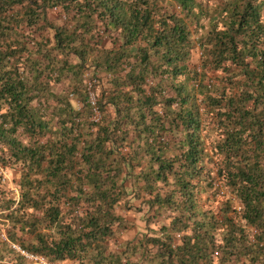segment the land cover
Here are the masks:
<instances>
[{
  "label": "trees",
  "instance_id": "obj_1",
  "mask_svg": "<svg viewBox=\"0 0 264 264\" xmlns=\"http://www.w3.org/2000/svg\"><path fill=\"white\" fill-rule=\"evenodd\" d=\"M8 168L0 264H264V0H0Z\"/></svg>",
  "mask_w": 264,
  "mask_h": 264
},
{
  "label": "rangeland",
  "instance_id": "obj_2",
  "mask_svg": "<svg viewBox=\"0 0 264 264\" xmlns=\"http://www.w3.org/2000/svg\"><path fill=\"white\" fill-rule=\"evenodd\" d=\"M200 58H201V52L199 49V46H196V49L193 52L192 55V64H197L200 65ZM0 175H2L3 181L6 182L9 186L10 189L15 190L16 189V184L14 182V178H15V171L11 168H8L6 170H1L0 171ZM208 193L203 194L204 197L202 198H206L208 197L207 195ZM212 197V196H211ZM223 199V197H218V200ZM205 203H207L205 201ZM208 204V203H207ZM209 204H214L216 206V204L214 202H211ZM239 204H237L236 206H238ZM239 209V208H238ZM127 218L134 222L138 227L134 228V229H130L128 232H125L124 238H132L136 235H139V233L143 232L142 229L145 227V223L142 221V213H138L135 210H130L125 212ZM143 234V233H142ZM142 235H140L141 237ZM139 237V238H140ZM30 264H32L31 262H29Z\"/></svg>",
  "mask_w": 264,
  "mask_h": 264
},
{
  "label": "built area",
  "instance_id": "obj_3",
  "mask_svg": "<svg viewBox=\"0 0 264 264\" xmlns=\"http://www.w3.org/2000/svg\"><path fill=\"white\" fill-rule=\"evenodd\" d=\"M100 117L98 110L96 109V115L94 116L95 119H98ZM11 246L19 251L22 255H24L29 262L32 264H51L49 260L45 256L33 254L31 252H27L24 249L21 248V246L18 243H12Z\"/></svg>",
  "mask_w": 264,
  "mask_h": 264
},
{
  "label": "crops",
  "instance_id": "obj_4",
  "mask_svg": "<svg viewBox=\"0 0 264 264\" xmlns=\"http://www.w3.org/2000/svg\"><path fill=\"white\" fill-rule=\"evenodd\" d=\"M12 264H16L15 262H12ZM26 264H30V263H26Z\"/></svg>",
  "mask_w": 264,
  "mask_h": 264
}]
</instances>
